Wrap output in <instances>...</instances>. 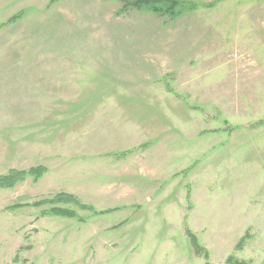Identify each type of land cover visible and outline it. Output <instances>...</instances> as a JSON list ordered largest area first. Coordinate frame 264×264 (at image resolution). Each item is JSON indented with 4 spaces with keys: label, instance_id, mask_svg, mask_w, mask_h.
<instances>
[{
    "label": "rangeland",
    "instance_id": "1",
    "mask_svg": "<svg viewBox=\"0 0 264 264\" xmlns=\"http://www.w3.org/2000/svg\"><path fill=\"white\" fill-rule=\"evenodd\" d=\"M179 1L0 0V264H264V0Z\"/></svg>",
    "mask_w": 264,
    "mask_h": 264
},
{
    "label": "trees",
    "instance_id": "2",
    "mask_svg": "<svg viewBox=\"0 0 264 264\" xmlns=\"http://www.w3.org/2000/svg\"><path fill=\"white\" fill-rule=\"evenodd\" d=\"M109 1H120L124 3L123 12H129L131 10L134 11H149L150 13L158 16H168L170 19H176L177 17L183 15L186 12V7L184 3L179 0H136L134 2H127L124 0H109ZM46 169L43 167H38L35 169H31L28 172L25 171H10L8 175L0 177V187H11L19 181L24 180L26 177H32L34 179L41 178ZM63 204H72V205H79L77 199L73 196H69L66 194L56 195V197L51 201H45L40 204H34V206L40 207L43 205H53L52 209L47 211L48 214L54 216H62L66 218H75L76 215L71 212L69 209L60 208L59 205ZM81 209H88L87 207L81 206ZM190 239L195 249L197 255H204L207 257V252L201 247L197 240L193 235H190ZM231 262V261H229ZM239 264V263H233Z\"/></svg>",
    "mask_w": 264,
    "mask_h": 264
}]
</instances>
